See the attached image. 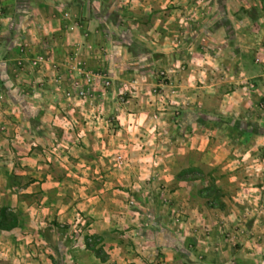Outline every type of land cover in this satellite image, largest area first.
Segmentation results:
<instances>
[{"label":"crops","instance_id":"1","mask_svg":"<svg viewBox=\"0 0 264 264\" xmlns=\"http://www.w3.org/2000/svg\"><path fill=\"white\" fill-rule=\"evenodd\" d=\"M100 4L0 0V216L14 215L16 205L15 189L4 185L3 174L28 173L21 191L30 197L23 222L0 218V261L6 264H187L193 238L179 230H192L194 216L210 209L200 205L210 172L215 177V168L224 166L228 180L247 174L254 182L258 168L264 170V157L257 154L264 145L258 140L264 138V109L257 107L264 96V63L249 55L250 46L214 44L218 28L181 50L156 37L136 51L122 39L128 28L135 31L150 19L151 31L162 23L169 33L174 14L144 13L139 2L130 7L132 16L114 25L99 15ZM59 6L81 26L68 32L61 15L53 16ZM137 35L144 40L145 28ZM86 43L90 52L86 47L72 55ZM27 53L32 62L44 54L43 64L28 65ZM74 58V71L101 70L94 79L79 78L80 87L96 94L93 105L65 95L76 88L66 71ZM159 70L173 90L158 88ZM116 152L126 165L119 172L111 167ZM232 164L248 171H228ZM159 184L184 220L171 224L153 206L138 210L158 217H151L157 227L138 226L128 196L145 198L154 193L148 187ZM77 215L86 225L72 236ZM45 230L52 238L43 237ZM68 230L70 236L64 235Z\"/></svg>","mask_w":264,"mask_h":264},{"label":"rangeland","instance_id":"2","mask_svg":"<svg viewBox=\"0 0 264 264\" xmlns=\"http://www.w3.org/2000/svg\"><path fill=\"white\" fill-rule=\"evenodd\" d=\"M105 2L107 4H105ZM139 2H143L142 5L144 8L142 9L144 13H169L171 15L174 14L175 19L172 22L171 28H168V30H171L169 33L162 23H156L157 27L155 26V30L153 29L151 31L155 22H150V19L144 20V24L138 25L135 31L132 28H128L131 30V33L122 39H124L133 50L138 51L147 49L151 44L150 40H155L156 37L161 43L172 41L179 47V50H181L188 46L189 40L193 41L195 39L202 40L203 42V40L209 36L207 32L211 30L215 32L220 28V41L215 39L213 42L214 44L227 45L229 47L239 46L240 44L248 45L252 50V53L249 55L255 57L254 61H257V63H264V0H101V4L96 7V10L99 15L112 20L111 22L114 23V25H118V23H121V21H118L121 17H128V14L132 16L133 11L130 7H133ZM154 4L157 7H155ZM65 9L66 8H61L59 6L58 9L54 11L53 16L56 17L61 15V18L65 20L63 21V27L69 30L68 32H73L72 29L81 26V23L79 19H77V16L73 15L74 13L71 14ZM107 23L109 24V21ZM131 24L136 25L134 23ZM101 28L107 30L105 23L101 22ZM140 28H145V32H147V36L144 37L145 41L137 35ZM134 32H136V36L133 35ZM122 39L120 37V41H122ZM82 45L79 44V48L75 47V50L72 51L73 56H79L78 52L80 51L78 50L85 51L87 47V50L90 52V49L93 48L90 43ZM21 47H23V43L20 45V48ZM99 49L101 52L104 51L103 47ZM35 56L43 58L44 54L43 56L40 54ZM29 58L28 55V59L24 61H26L28 65L29 62H31L34 66H37L32 62V58L30 61ZM74 61L75 58L71 63L67 64L66 71L70 75V78H72L71 84L76 88L75 90L68 89L65 91V95L76 101L84 100L85 105L88 103L93 105L94 102L97 103L96 94L89 89L80 87L78 85L79 78L85 80L94 79L92 75L99 71L101 72V70L96 72L95 70L84 69L82 67L85 71L82 70L83 72H80L81 69L80 71H74L73 67L72 69L70 68V66L74 65ZM159 71H163L164 74L161 78L158 77V82L161 83V88H158L162 91L163 86H168L170 90H173L171 89V80L167 76L165 70ZM104 86H107V84H104ZM79 88L86 90L87 93L79 95ZM125 92L127 91H124V94ZM259 98L257 107L258 110L262 112V109H264V96ZM122 102V99L118 100L120 105ZM261 119L264 121V115L261 116ZM116 123L118 124V119ZM117 124L116 127L118 126ZM262 137L260 136L258 140L264 139ZM257 154L260 157H264V145L262 148H258ZM118 156L119 154L117 152L112 154V159H114L112 161L113 165H111L117 172L121 171L122 168H126V165L120 163ZM223 168L224 166L215 168L217 172L215 177H213L212 172H210L208 185H204V190H206L205 194L202 199L199 198L201 200L200 205H209V211L207 210L204 213H198L194 216L193 219L195 220V224L192 230H188L187 232L186 230H179L180 233L186 235L187 238H193L190 250L191 253H189L187 257V264H264V170L258 168L261 172H259V179L254 182L245 179L248 176L247 174L245 177L242 175L244 179L241 181L235 179L230 181L226 178ZM225 169H227V167ZM242 169H244L245 172L248 171L247 167H242L241 165L235 167L232 164L228 166V171ZM23 170L24 168H22V171ZM212 170L214 169L211 168V171ZM221 170L222 172L218 174ZM3 175L5 179V181H3L4 185L8 184L10 187L14 188L16 194L14 215L10 213L8 217L10 220L14 218L16 223H18L19 220L23 222L24 217L22 213L25 207H28L26 204L30 197L28 195L24 196V191L21 190L23 185L29 182V174L10 173L7 176H5L6 174ZM133 186L134 188H141V185ZM2 188H4V186L1 183L0 190H2ZM148 188H154L152 190L154 193L152 194L150 191L149 193H144L145 198L136 193L132 196H128V207L131 208V210L135 211V207H137V210H143V208L155 206L156 209H159L157 210L159 213L158 217H160V215L166 217V220L172 222L171 224H173V222L180 223L184 220V211L172 206V198L169 197L166 187L159 184L158 186ZM139 205H141V208ZM213 208L216 209L214 212ZM118 209H120L119 206ZM139 210L138 213H136L138 216L134 213V215L139 217L137 220L138 226L143 224V227L152 226L156 228V225L153 226V218L151 217L153 216L157 219L158 217L150 213L147 214L144 211L139 212ZM217 210L220 211L217 212ZM3 215L4 214H2L0 218L7 220L8 217ZM85 225L86 220L84 221V218H80V216L78 217L77 215V219L73 221L70 228L72 236H75V234L79 232L80 227H85ZM70 230L65 231L64 235L70 236ZM20 231L23 233L22 229ZM135 233L136 232H134V234ZM42 235L47 240L52 238V233L48 230H45ZM122 235H125V233H122ZM128 236L126 235L124 237ZM88 241L93 243V238L89 237ZM4 258L6 261V256ZM2 262L4 261H0V264H2ZM133 263L136 264V262ZM3 264H6V262Z\"/></svg>","mask_w":264,"mask_h":264},{"label":"built area","instance_id":"3","mask_svg":"<svg viewBox=\"0 0 264 264\" xmlns=\"http://www.w3.org/2000/svg\"><path fill=\"white\" fill-rule=\"evenodd\" d=\"M33 63L36 64V65H41V63H43V60L41 57H37L33 60ZM164 72L163 71H158V77L161 78L163 76ZM86 75H90L88 73H86ZM91 76V75H90ZM93 77H95V75L93 74L92 75ZM105 84H108L107 81H105ZM161 84V83H160ZM163 85V84H162ZM161 88V87H160ZM87 91L86 90H82L79 88L78 90V94L79 95H83V94H86ZM78 96V95H77ZM118 160L121 161V156H118Z\"/></svg>","mask_w":264,"mask_h":264}]
</instances>
